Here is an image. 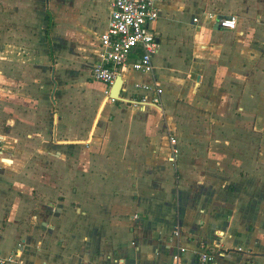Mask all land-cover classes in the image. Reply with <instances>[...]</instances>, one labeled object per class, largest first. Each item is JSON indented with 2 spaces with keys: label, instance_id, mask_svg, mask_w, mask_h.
Here are the masks:
<instances>
[{
  "label": "crops",
  "instance_id": "crops-1",
  "mask_svg": "<svg viewBox=\"0 0 264 264\" xmlns=\"http://www.w3.org/2000/svg\"><path fill=\"white\" fill-rule=\"evenodd\" d=\"M40 1L51 42L33 54L22 40L37 33L32 0H0V252L16 253L0 264H264V0H160L153 70L125 67L120 96L137 97L139 72L137 82L163 89L161 103L106 102L93 131L96 116L82 128L74 94L60 93L75 83L57 75L60 64L98 59L112 0ZM227 15L233 30L216 25ZM14 145L34 149L41 166L94 163L103 173L91 189L74 175L56 190L52 170L50 189L15 190L5 169Z\"/></svg>",
  "mask_w": 264,
  "mask_h": 264
},
{
  "label": "built area",
  "instance_id": "built-area-1",
  "mask_svg": "<svg viewBox=\"0 0 264 264\" xmlns=\"http://www.w3.org/2000/svg\"><path fill=\"white\" fill-rule=\"evenodd\" d=\"M160 0H112L106 25L98 35L99 53L98 59L90 69V76L94 81L101 83L105 91L109 92L111 85L118 75H121L125 67L130 66L136 71L149 73L153 70L152 54L157 50L158 41L153 31V24L159 17ZM214 17L212 13L207 14ZM197 21V18L193 19ZM216 25L221 29L233 30L237 25L234 15L218 16ZM131 54H137V58L130 60ZM137 97H131L134 105L145 107L147 105H159L163 89L157 84L153 85L136 82L133 84ZM115 101V100H112ZM171 144H176V138L169 136ZM176 152V149H172ZM178 234L177 231L174 232ZM240 249V247L238 248ZM16 253L2 256L0 263L13 261ZM179 254L173 256L177 260ZM202 263L211 260V255L204 250L198 255Z\"/></svg>",
  "mask_w": 264,
  "mask_h": 264
},
{
  "label": "rangeland",
  "instance_id": "rangeland-1",
  "mask_svg": "<svg viewBox=\"0 0 264 264\" xmlns=\"http://www.w3.org/2000/svg\"><path fill=\"white\" fill-rule=\"evenodd\" d=\"M30 1V0H28ZM44 8L48 7V3H46V0H43ZM40 5H42V2L40 0H32V2H28V15H32V19L35 26V31L37 33H30V37L25 38L22 40H26L27 47L33 49V54H37L40 50V44L42 40L47 43V50L48 42H51V36L45 37V33H40L42 30L41 24H44L43 30L45 27V24L47 23L45 17H46V10L40 12ZM58 9H56V12L59 14V25H64V22L66 20V14H67V7L65 2L63 1L61 5L57 6ZM4 5L0 6V22L4 24L5 22V10ZM36 15H33L35 14ZM42 13V14H41ZM42 15L43 19H42ZM4 28V25H3ZM2 28V29H3ZM45 32V31H44ZM43 38V39H42ZM5 41L4 39H1ZM50 40V41H48ZM32 46V47H31ZM45 46V45H43ZM30 55V54H29ZM31 57V55H30ZM63 58V55L60 56ZM34 59V58H33ZM38 59V58H35ZM32 63H38L37 61H33ZM62 63V62H61ZM69 64L68 66H70ZM93 65V62H90L88 60H85V62H81L78 64V67L76 68H70L68 66H63L60 64L59 66V74L57 75L58 79H61V81H64L65 83H75V85L68 87L67 85H62L60 93L64 97L63 99H67L68 94H74L75 96L73 99V102H70L72 104L73 109H69L70 112H73V115L78 119L77 124L81 126L84 129H90L93 123V119L96 116L98 109L103 101V99L107 96V92L105 91L104 87L100 84L95 82L94 80H91L90 78V69ZM43 78L45 80H48L49 78H53L55 74L54 66L52 67L49 65V68L47 67L42 69ZM139 72L135 74V81L137 82L139 80ZM140 81V80H139ZM133 82V83H134ZM132 83V84H133ZM107 103H113L112 100L107 101ZM119 103L117 102L115 106H118ZM66 106V104H65ZM106 106V105H105ZM103 108V118H105V109H108L107 106ZM127 107V106H125ZM138 108V107H137ZM143 109V108H142ZM22 136V135H21ZM16 145V142L14 143ZM13 146V147H7L6 152L11 153L10 157L13 159V163L11 166H6V170L10 172L11 175V188L15 190H28V191H38L41 189H50L51 185H48V182L46 179L50 180L49 176L52 175V170H54L55 175L59 173V186H55V189L62 190L63 185H67L66 181L73 177L74 175L76 177H80L82 179H89L88 182L85 184L88 186L89 189L94 188L92 187L91 178L92 176H95V174L103 173L101 171V166H98L97 164H90L88 166H72L68 164H63L60 166H52L51 164L46 163L47 166H41L39 164L35 163V150L32 148H23L21 146ZM4 152V151H3ZM94 155V154H92ZM10 159V158H9ZM4 164H7V162H4ZM3 165H0V170H3ZM48 169V170H46ZM42 178V179H41ZM44 179V181H42ZM62 180H65V183L62 182ZM42 181V182H41ZM49 186V187H48ZM35 211V210H34Z\"/></svg>",
  "mask_w": 264,
  "mask_h": 264
},
{
  "label": "water",
  "instance_id": "water-1",
  "mask_svg": "<svg viewBox=\"0 0 264 264\" xmlns=\"http://www.w3.org/2000/svg\"><path fill=\"white\" fill-rule=\"evenodd\" d=\"M122 91H123V78L121 75H118L116 77V79L114 80L113 84L111 85L107 96L103 99V101L99 107L98 113L96 115V118H95L93 126H92V131L94 130V128L97 124L98 118L100 116V113H101V111H102V109H103V107L107 101L119 100V101H124L125 103L132 102L131 100L125 99L122 96H120V93Z\"/></svg>",
  "mask_w": 264,
  "mask_h": 264
},
{
  "label": "trees",
  "instance_id": "trees-1",
  "mask_svg": "<svg viewBox=\"0 0 264 264\" xmlns=\"http://www.w3.org/2000/svg\"><path fill=\"white\" fill-rule=\"evenodd\" d=\"M46 17H45V19H46V21H47V23H46V25H45V27H44V31H45V37H49V32H50V30H51V28H52V26H53V20H52V15H51V13L49 12V11H47L46 12ZM51 56V54L49 53V57Z\"/></svg>",
  "mask_w": 264,
  "mask_h": 264
}]
</instances>
